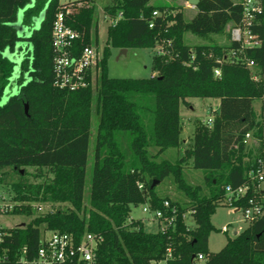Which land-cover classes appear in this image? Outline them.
Instances as JSON below:
<instances>
[{
  "label": "trees",
  "instance_id": "trees-1",
  "mask_svg": "<svg viewBox=\"0 0 264 264\" xmlns=\"http://www.w3.org/2000/svg\"><path fill=\"white\" fill-rule=\"evenodd\" d=\"M151 1L113 0L104 8L105 16L117 22L108 28L96 81L71 91L54 86V21L59 7L93 0H0V169L11 166L23 174L21 170L33 167L39 170L36 177H43L46 170L52 177L36 190L29 187L28 195L23 182L14 184L19 199L69 203L9 229L0 243V254L7 257L1 264H17L24 252L33 257L43 232L48 230L79 236L89 231L101 236L97 264H152L166 259L169 248L172 256L166 264H196L200 253L206 256L202 264H264V214L229 238L220 251L213 253L208 247L215 229L211 216L223 205L225 186L245 182L253 163L245 135L255 127L261 129L264 116V106L259 110L254 106L263 87L252 80L245 64L217 62L238 47L231 42L228 28L242 20L241 0H199L190 21L185 20L182 10L173 13L174 7L156 6ZM48 2L39 29L27 38L19 37L10 25L18 20L19 11L33 4L23 16V24L32 27ZM262 4L263 13L253 27L262 45L247 49L245 55L264 70V0ZM67 24L80 33L74 43L76 53L85 46L98 47L93 4L74 5ZM187 32L206 38L226 33L227 41L190 45L185 42ZM22 39L30 43L23 55L22 49H16ZM158 45H163L167 53L154 55L155 74L151 77L109 76L111 48ZM8 51L18 53L19 61ZM217 67L220 76L215 74ZM12 81L18 84L17 92L1 104ZM194 97L220 100L213 123L197 120L190 148L176 161L159 159L168 148L183 143L180 107ZM94 106L100 121L88 208L84 199ZM143 118L151 121V133ZM188 161L195 169L204 170L207 193L202 185L187 180L184 167ZM168 177L189 202H171L178 206V216L168 230L145 231L142 220H129L132 206L148 202L153 208H162L167 198L153 183ZM188 211L196 222L194 229L185 223L183 216ZM11 214L31 216L32 210L30 206H15Z\"/></svg>",
  "mask_w": 264,
  "mask_h": 264
},
{
  "label": "built area",
  "instance_id": "built-area-1",
  "mask_svg": "<svg viewBox=\"0 0 264 264\" xmlns=\"http://www.w3.org/2000/svg\"><path fill=\"white\" fill-rule=\"evenodd\" d=\"M74 5L83 6V2L59 7L54 21L52 40L55 51L54 57V86L71 91L87 88L100 68L102 51L95 45L83 47L79 53L75 51V41L80 38V33L67 24V17L73 11ZM243 7L242 20L228 28L230 40L237 43V48L230 49L223 58H218L220 64L223 61L242 62L251 71V78L263 87L262 96L259 98L261 106H264V70L259 63L245 55L247 49L258 48L262 45L261 38L254 33L253 27L257 23L258 15L263 13L262 0H241ZM154 12V15H157ZM121 15L118 17L120 18ZM116 23L117 19L111 20ZM151 27L153 24L150 25ZM157 54H166L163 45L156 47ZM217 76L221 75V69H215ZM261 108V107H260ZM262 127H255L245 135V144L254 156L253 163L247 174V180L238 186H225L223 205L230 206L237 212H241L243 219L253 222L264 214V116ZM213 118L205 122L213 123ZM143 189V184L139 183ZM242 202H245L243 205ZM15 205L10 202H0V215H9ZM43 210V206H40ZM49 207L45 212H53ZM145 213L152 214V219L158 224V230L166 231L174 226L177 219L178 207L172 205L168 199L163 200L162 208H153L150 203L143 209ZM130 220V219H129ZM132 221V220H130ZM20 226V225H19ZM23 226V224L21 225ZM17 227V226H16ZM15 228V227H14ZM12 229V228H11ZM228 231V226L224 227ZM9 234V229L0 227V243ZM102 237L93 232H85L81 236L73 232L60 230H48L43 232L41 244L33 257H28L24 252L16 260L17 264H97V249ZM172 256L171 249L167 251L164 260L154 261L152 264H166ZM6 256L0 254V264L6 260ZM206 256L202 253L195 258L196 264H202Z\"/></svg>",
  "mask_w": 264,
  "mask_h": 264
},
{
  "label": "rangeland",
  "instance_id": "rangeland-1",
  "mask_svg": "<svg viewBox=\"0 0 264 264\" xmlns=\"http://www.w3.org/2000/svg\"><path fill=\"white\" fill-rule=\"evenodd\" d=\"M74 0H60L61 3L72 2ZM85 5L90 4L95 6V21L97 27L98 36V47L100 51L104 49L108 41V28L111 25V20L105 16L104 8L111 5L113 0H93V2H83ZM151 4L156 6H169L174 7L172 11L175 13L177 10H182L186 21H190L196 13V9L188 1L185 0H152ZM172 10V9H171ZM226 33L214 34L209 38L195 35L191 32L185 34V42L190 45L204 44L211 41H217L219 44H223L227 41ZM28 36H26L27 38ZM30 43L26 39H22L18 42L16 49H22L20 54H25ZM9 55V51L7 52ZM156 54V48H131L126 53L121 48H111V57L108 60V74L110 77L115 78H149L152 76V63L153 57ZM11 58H15L19 61V54H10ZM96 81V78L94 79ZM94 81V83H95ZM7 87L1 104L5 103L9 96L16 93L18 84L15 81L10 83ZM188 104H182L180 107L181 122L183 126L182 138L183 143L180 147L168 148L159 159H168L170 161H176L180 158L187 148H190L193 140V132L195 129V123L197 120L207 122L215 114H217L220 106V100L217 98H189ZM254 106L256 109H260L261 102L255 100ZM142 112V109H138ZM144 110V109H143ZM149 117L152 116L150 111H146ZM148 117V118H149ZM145 125L149 132H152V124L149 119L143 118ZM100 121V116L96 112L94 106V112L92 117V130H91V145H90V156L87 167V179H86V195L84 199L85 205L90 207V192L92 185L93 165H94V149L96 143L97 128ZM127 138L124 139V144L127 147ZM155 151V150H153ZM131 155V154H130ZM39 170L33 167L26 168L23 174L15 171L11 166L0 169V202H10L15 206H30L32 215L24 214H9L0 215V227L3 229H11L16 226L27 224L33 216L43 213V210H48L49 207L55 210L60 207H66L69 205L68 202H52V201H41V200H20L19 192L14 187V184L23 182L26 187V193L28 188L37 189V185L49 180L52 174L46 170H43V177H36L35 174ZM184 173L187 180L193 185H202L204 192H208L206 186H204V170L195 169L191 161H188L184 167ZM157 192L162 196L166 197L170 202H179L181 205L185 202H189V198L186 194L180 190L172 177H168L163 181H158L156 184ZM35 193V191H34ZM18 196V197H17ZM33 197L35 196L32 195ZM148 202L141 203L138 206H132L130 212V220H142L144 223V230L148 232H157L158 224L153 221L152 214L145 213L143 209L147 206ZM40 206H43V210H40ZM177 206V205H176ZM178 207V206H177ZM184 220L186 225L190 229L196 227V222L192 216L191 211L184 214ZM211 221L215 226V229L211 231L209 236V251L218 252L228 242L229 238L235 237L243 229L249 225V221L243 219L241 212L235 211L230 206L221 205L211 216ZM228 226L229 230L224 231V227Z\"/></svg>",
  "mask_w": 264,
  "mask_h": 264
},
{
  "label": "water",
  "instance_id": "water-1",
  "mask_svg": "<svg viewBox=\"0 0 264 264\" xmlns=\"http://www.w3.org/2000/svg\"><path fill=\"white\" fill-rule=\"evenodd\" d=\"M33 2L35 0H32ZM51 0H49L50 2ZM49 2L47 3L46 7L41 11V13L39 14L38 17L34 18V23H33V26L32 27H29V26H26L23 24V16H24V13L25 11L30 7V6H33V4L31 5H28L26 6L24 9H21L19 11V15H18V20L12 24H10L12 27L16 28L17 31H18V36L19 37H26V36H30V34L35 30V29H39L42 21L44 20V17H45V13H46V9L48 7V4ZM188 2L193 5L194 7L197 6L199 0H188ZM123 52L126 53L127 52V49H123ZM10 55V54H9ZM26 111H28V105H26ZM23 172V170H21ZM158 182L155 181L153 183V187L157 184ZM25 224H23L24 226Z\"/></svg>",
  "mask_w": 264,
  "mask_h": 264
},
{
  "label": "crops",
  "instance_id": "crops-1",
  "mask_svg": "<svg viewBox=\"0 0 264 264\" xmlns=\"http://www.w3.org/2000/svg\"><path fill=\"white\" fill-rule=\"evenodd\" d=\"M236 1H240V0H236ZM193 9H195V8H193ZM127 51H128V49H127ZM153 74H155V73H153Z\"/></svg>",
  "mask_w": 264,
  "mask_h": 264
}]
</instances>
